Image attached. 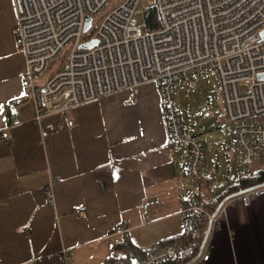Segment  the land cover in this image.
I'll return each instance as SVG.
<instances>
[{
    "label": "crops",
    "instance_id": "obj_1",
    "mask_svg": "<svg viewBox=\"0 0 264 264\" xmlns=\"http://www.w3.org/2000/svg\"><path fill=\"white\" fill-rule=\"evenodd\" d=\"M16 26L13 0H0V264H112L124 239L147 253L183 233L182 195L210 204L259 185H251L252 178L242 184L247 175L240 171L229 120L227 136L207 142L194 118L191 129L205 144L204 183L182 188L186 148L171 145L153 82L71 108L72 127L62 126L63 113L39 123L21 79L25 56ZM55 73L52 63L40 83ZM209 76L216 75L200 74L195 88ZM183 88H190L186 81L178 92ZM179 107L189 127V114ZM107 165L111 189L94 174ZM262 166L257 163L249 177ZM52 177L55 205L48 202ZM77 205L84 210L76 211ZM63 248L70 249L71 262L60 257ZM200 264H264V196L227 206L211 257Z\"/></svg>",
    "mask_w": 264,
    "mask_h": 264
},
{
    "label": "built area",
    "instance_id": "obj_2",
    "mask_svg": "<svg viewBox=\"0 0 264 264\" xmlns=\"http://www.w3.org/2000/svg\"><path fill=\"white\" fill-rule=\"evenodd\" d=\"M17 16L16 42L25 56L22 83L35 108L39 123L63 113L62 126L72 127L71 108L98 101L153 82L161 102L170 141L186 148L182 188L193 181L204 183L205 144L184 124L177 92L181 82L197 86L202 73L216 75L225 116L233 125L234 149L241 173L252 176L256 164L264 165V0H122L86 39V17L97 18L110 0H13ZM142 5L154 7L158 27L144 31L138 24ZM96 39L95 47L81 48ZM71 46L62 68L44 84L53 61ZM51 178L48 202L55 205ZM264 196V183L228 199L217 214L210 204L182 195L179 215L187 230L200 227L206 240L191 264L208 261L217 231L227 218V206L251 204ZM150 202L142 207L148 208ZM75 210H84L81 205ZM201 224V225H200ZM124 229V228H122ZM128 229L122 230V232ZM183 252L178 240L146 253L136 264L177 261ZM115 249L112 257L125 258ZM60 257L71 262L70 249Z\"/></svg>",
    "mask_w": 264,
    "mask_h": 264
},
{
    "label": "rangeland",
    "instance_id": "obj_3",
    "mask_svg": "<svg viewBox=\"0 0 264 264\" xmlns=\"http://www.w3.org/2000/svg\"><path fill=\"white\" fill-rule=\"evenodd\" d=\"M121 1L122 0H110L102 14L93 19L92 25L86 33L87 40H90L94 37L96 26H98L99 22L104 18V16L111 9L116 7ZM142 10L143 15L138 17V24L144 29V31H146L144 19L146 6L142 5ZM70 48L71 46H68L62 50L60 55L53 62V65H55V72L62 68ZM184 88L179 90L176 99L182 105L184 114H189V127H192L193 121H195V124H197L198 121L193 120L194 118L200 119L201 123H199L197 129L199 132H201V136L207 142H212L220 138L224 139L227 136L228 130H223V128H226V126L228 127L229 122L225 117L224 102L221 96L222 92L218 78L216 76H209L206 83L200 82L198 83L197 88L186 89V93H184ZM193 182V185L197 183V181ZM206 195L208 196V193H206Z\"/></svg>",
    "mask_w": 264,
    "mask_h": 264
},
{
    "label": "trees",
    "instance_id": "obj_4",
    "mask_svg": "<svg viewBox=\"0 0 264 264\" xmlns=\"http://www.w3.org/2000/svg\"><path fill=\"white\" fill-rule=\"evenodd\" d=\"M144 19H145V25L147 30H153L158 27V18L156 15V10L154 7L147 8L146 11L144 12ZM171 145L174 144V142L170 141ZM94 174L97 177L99 181L103 184V186L106 189H111L114 187L113 184V177L111 175L110 167L107 165L105 168H96L94 170ZM252 178V181L249 183L251 185H257L260 183H264V166H262L261 170L259 171L258 175L256 177H247L243 176L242 178V184L247 182ZM225 197H221L218 200L214 201L213 203H210L213 209L215 210L217 206L220 204L222 199ZM201 225V224H200ZM203 236L201 234L200 227L199 228H194L192 230H187L178 236H175L172 238L170 241H162L160 245H164L168 242H172L175 240H178L182 243L183 246V252L181 258H179L177 261H169V262H164L162 264H187L189 263L192 259H194L200 249L201 243H202ZM116 248L119 250H123L125 253V258L122 260H117L116 258H111V263L112 264H135L133 261L134 257H136L138 254L141 255V257H145L146 252L142 251L140 248H138L129 238L124 239L123 241L119 242L116 244Z\"/></svg>",
    "mask_w": 264,
    "mask_h": 264
},
{
    "label": "water",
    "instance_id": "obj_5",
    "mask_svg": "<svg viewBox=\"0 0 264 264\" xmlns=\"http://www.w3.org/2000/svg\"><path fill=\"white\" fill-rule=\"evenodd\" d=\"M91 25H92V18H91V16L88 15V16L86 17V23H85L84 31L87 32V31L90 29ZM97 42H98V41H97L96 39H94V40H92V41H89V42H85V43H83V44L81 45V48H83V47L93 48V47L96 46ZM262 77H264V73H259V74H258V78H262ZM254 187H256V186H254ZM252 188H253V187L248 188V189H244V190H241V191H239V192H237V193H235V194H231L230 196L225 197V198L220 202V204L217 206V208L215 209L214 214H215V215L217 214V212L219 211V209L222 207V205H223L228 199H230V198H232V197H235V196H237V195H239V194H242V193H244V192H246V191H248V190H250V189H252ZM205 240H206V235H205V236L203 237V239H202V243H201V246H200V249H199V252H198L197 256H196L194 259H192V260H191L189 263H187V264H191V263H193L196 259L199 258L200 254H201V251H202V248H203V245H204V243H205Z\"/></svg>",
    "mask_w": 264,
    "mask_h": 264
}]
</instances>
